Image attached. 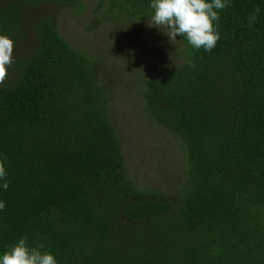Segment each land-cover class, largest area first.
<instances>
[{
  "label": "trees",
  "instance_id": "1",
  "mask_svg": "<svg viewBox=\"0 0 264 264\" xmlns=\"http://www.w3.org/2000/svg\"><path fill=\"white\" fill-rule=\"evenodd\" d=\"M151 0H95L97 22L151 19ZM83 0H5L0 35L26 51L0 84V254L21 237L57 264H264V0L219 10L211 51L178 35L165 67L138 74L149 118L180 139L170 187L124 170L96 61L43 14ZM259 7L254 23L248 17ZM28 31L31 41L26 45Z\"/></svg>",
  "mask_w": 264,
  "mask_h": 264
},
{
  "label": "rangeland",
  "instance_id": "2",
  "mask_svg": "<svg viewBox=\"0 0 264 264\" xmlns=\"http://www.w3.org/2000/svg\"><path fill=\"white\" fill-rule=\"evenodd\" d=\"M5 0H0V4ZM78 14L68 5L44 4L26 7L23 18L48 14L60 35L68 43L85 51L96 61L103 84L109 89L108 116L118 139L124 170L139 186L170 187L180 175L182 148L170 128L155 124L142 106L138 88L141 71L154 72L165 67L176 53L178 36L169 40L167 29L148 26L152 19L97 22L95 0H83ZM26 45L31 41L28 31ZM26 51L15 45L13 61ZM15 69L8 67L7 79Z\"/></svg>",
  "mask_w": 264,
  "mask_h": 264
},
{
  "label": "clouds",
  "instance_id": "3",
  "mask_svg": "<svg viewBox=\"0 0 264 264\" xmlns=\"http://www.w3.org/2000/svg\"><path fill=\"white\" fill-rule=\"evenodd\" d=\"M230 6V0H151L153 9L152 23L148 26H161L167 29L164 33L170 42L179 35L185 38L194 49L203 48L211 51L219 40L216 22L219 21V10ZM260 8L257 7L248 17L249 23H254ZM13 40L7 35H0V84L7 79L8 67L12 64ZM0 159V180L7 190L8 183L4 160ZM5 203L0 201V210ZM44 245L32 247L26 238L21 237L6 251L0 254V264H57L55 256L49 251H42Z\"/></svg>",
  "mask_w": 264,
  "mask_h": 264
}]
</instances>
